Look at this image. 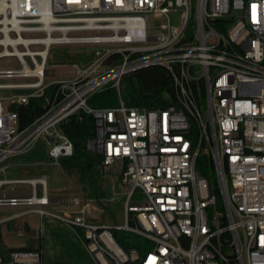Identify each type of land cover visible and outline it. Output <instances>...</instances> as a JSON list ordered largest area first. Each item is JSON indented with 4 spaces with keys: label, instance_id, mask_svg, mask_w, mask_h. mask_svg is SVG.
Instances as JSON below:
<instances>
[{
    "label": "built area",
    "instance_id": "built-area-1",
    "mask_svg": "<svg viewBox=\"0 0 264 264\" xmlns=\"http://www.w3.org/2000/svg\"><path fill=\"white\" fill-rule=\"evenodd\" d=\"M64 45L99 48L63 74L56 68L64 65L48 60ZM3 61L10 66L0 67V208L36 216L40 235L46 222L83 228L97 264H264V0H0ZM149 67L169 73L174 105L139 109L119 96L115 107L88 104L108 87L119 95L125 75ZM40 97L43 112L19 131L13 107ZM80 113L95 123L86 149L104 168H119L121 224L91 221L100 208L90 199L63 205L44 174L8 176L9 161L38 144L43 164L70 157L59 126ZM203 153L215 186L196 169ZM16 185L28 194L3 193ZM136 192L143 205L130 204ZM112 230L146 243L125 252ZM0 264L44 263L41 251L0 249Z\"/></svg>",
    "mask_w": 264,
    "mask_h": 264
},
{
    "label": "rangeland",
    "instance_id": "rangeland-1",
    "mask_svg": "<svg viewBox=\"0 0 264 264\" xmlns=\"http://www.w3.org/2000/svg\"><path fill=\"white\" fill-rule=\"evenodd\" d=\"M179 20V15L172 17V23L175 25L178 24ZM97 48L99 47L93 45L53 46L50 50L48 66L52 64L57 66L64 65L65 67H57L56 70L63 74L65 72L68 73L73 63L80 66L86 65ZM67 54H69L70 60L67 59ZM7 66L10 65L6 61L0 63V67ZM204 102L203 99V107ZM9 163L15 166L8 172L10 177L21 178L37 177L41 174L46 175L48 177L49 194L60 197L63 205L70 204L73 198H78L82 203L88 200L85 199L82 192L77 172L67 171L59 166L43 164L45 163V150L39 144L33 151L12 158ZM99 179L103 184L109 203L104 208L99 206L100 212H93L91 221L108 226L123 223L125 189L120 184L119 168L117 166L104 168ZM211 186H213L212 182ZM9 190V187H5L3 193L7 196H24L28 194V188L24 185H16L11 192ZM110 199H113V201ZM143 201V196L136 192L130 204L140 206L144 204ZM20 211L12 208H0V232L4 247L18 248L30 244L34 245L33 242L39 239L43 246L44 264H97L71 227L58 222H46L42 235H40L37 231L38 218L34 215H15ZM11 215L16 217L5 221Z\"/></svg>",
    "mask_w": 264,
    "mask_h": 264
},
{
    "label": "trees",
    "instance_id": "trees-1",
    "mask_svg": "<svg viewBox=\"0 0 264 264\" xmlns=\"http://www.w3.org/2000/svg\"><path fill=\"white\" fill-rule=\"evenodd\" d=\"M129 107L153 110L164 108L176 103L175 87L172 78L166 69L149 67L125 75L119 85V95L113 88H106L92 95L88 104L94 108H109L118 105L119 97ZM43 99L33 98L26 106L13 107L19 119V131L28 127L32 120L43 112ZM62 133L72 144L73 152L70 157L59 160V167L67 171H76L78 181L82 186L85 199H90L93 204L104 208L109 202L101 201L107 198L103 184L99 177L103 173L102 157L86 149L88 141L94 139L95 123L91 115L85 113L73 114L60 124ZM198 173L215 186V175L209 155L203 153L197 161ZM129 224L132 221L129 219ZM84 244V229L71 227ZM117 244L125 251L134 249L141 251L146 243L141 237L124 231L112 230ZM25 247L7 248L2 245L0 232V249L4 251L27 250L41 251V240ZM231 264H236L231 261Z\"/></svg>",
    "mask_w": 264,
    "mask_h": 264
},
{
    "label": "crops",
    "instance_id": "crops-1",
    "mask_svg": "<svg viewBox=\"0 0 264 264\" xmlns=\"http://www.w3.org/2000/svg\"><path fill=\"white\" fill-rule=\"evenodd\" d=\"M52 197H54L56 200H58V201H60L61 203H62V200H61V198L60 197H58L57 195H51ZM37 226H39V222H38V224H37ZM76 234V233H75ZM83 243V242H82ZM42 245V244H41ZM42 248H43V246H42ZM42 248H41V252H42ZM42 258H43V253H42ZM43 263H44V260H43Z\"/></svg>",
    "mask_w": 264,
    "mask_h": 264
}]
</instances>
